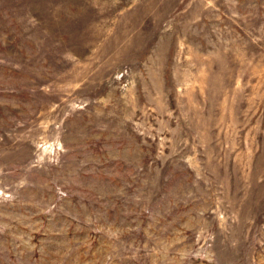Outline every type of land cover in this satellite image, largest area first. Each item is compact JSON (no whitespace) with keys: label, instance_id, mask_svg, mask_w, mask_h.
Masks as SVG:
<instances>
[{"label":"rangeland","instance_id":"1","mask_svg":"<svg viewBox=\"0 0 264 264\" xmlns=\"http://www.w3.org/2000/svg\"><path fill=\"white\" fill-rule=\"evenodd\" d=\"M0 264H264V0H0Z\"/></svg>","mask_w":264,"mask_h":264}]
</instances>
